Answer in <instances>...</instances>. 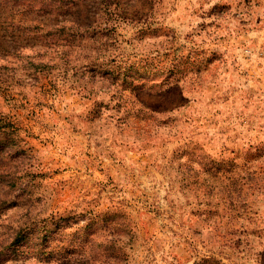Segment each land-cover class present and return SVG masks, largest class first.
Here are the masks:
<instances>
[{
	"label": "rangeland",
	"instance_id": "rangeland-1",
	"mask_svg": "<svg viewBox=\"0 0 264 264\" xmlns=\"http://www.w3.org/2000/svg\"><path fill=\"white\" fill-rule=\"evenodd\" d=\"M0 264H264V0H0Z\"/></svg>",
	"mask_w": 264,
	"mask_h": 264
}]
</instances>
